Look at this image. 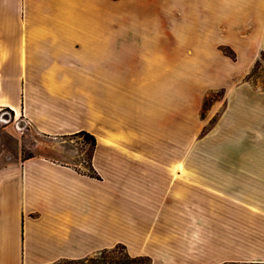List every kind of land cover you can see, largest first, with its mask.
<instances>
[{"label":"crops","instance_id":"crops-1","mask_svg":"<svg viewBox=\"0 0 264 264\" xmlns=\"http://www.w3.org/2000/svg\"><path fill=\"white\" fill-rule=\"evenodd\" d=\"M225 49L264 64V0H0L4 128L43 138L0 171V264L117 246L149 264H264V220H221L222 193L189 164L188 81ZM81 132L95 145L61 162Z\"/></svg>","mask_w":264,"mask_h":264},{"label":"rangeland","instance_id":"rangeland-1","mask_svg":"<svg viewBox=\"0 0 264 264\" xmlns=\"http://www.w3.org/2000/svg\"><path fill=\"white\" fill-rule=\"evenodd\" d=\"M223 53L220 63L205 65L198 79L188 81L189 164L203 171L206 186L222 193L221 220H264V64L240 65L230 50ZM10 120L7 112L0 114V171L19 155L41 151L36 145L43 138L21 120L6 130ZM85 141L65 139L58 158L69 163ZM84 155L88 159V149ZM86 259L81 264H129L120 247Z\"/></svg>","mask_w":264,"mask_h":264},{"label":"trees","instance_id":"trees-1","mask_svg":"<svg viewBox=\"0 0 264 264\" xmlns=\"http://www.w3.org/2000/svg\"><path fill=\"white\" fill-rule=\"evenodd\" d=\"M79 135L83 136L84 139L86 140H90L91 141V144L94 146L95 145V140L93 137L89 136L88 134L84 133V132H81ZM117 247H120L124 250V248L122 246H117ZM116 248V247H115ZM125 251V250H124ZM107 251H104V252H101V254L105 253ZM126 253V252H125ZM126 257L127 259L129 260V264H149V260L147 258H132L130 257L127 253H126ZM87 259H83V260H75V261H61L57 264H61L63 262L67 263V264H81L83 261H85ZM105 263V262H104ZM104 263H101V264H104ZM105 264H112L111 261H107Z\"/></svg>","mask_w":264,"mask_h":264}]
</instances>
